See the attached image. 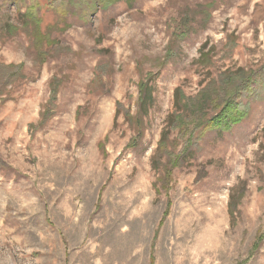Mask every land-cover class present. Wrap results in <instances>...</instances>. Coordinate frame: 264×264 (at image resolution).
<instances>
[{"label":"rangeland","instance_id":"rangeland-1","mask_svg":"<svg viewBox=\"0 0 264 264\" xmlns=\"http://www.w3.org/2000/svg\"><path fill=\"white\" fill-rule=\"evenodd\" d=\"M185 9L194 32L173 40ZM41 14L43 29L57 21ZM89 20L53 32L60 46L41 63L23 31L0 37V62L23 67L0 94V264H264V90L241 123L186 154L170 132L177 86L195 95L222 71L264 64V0H136ZM150 73L155 103L138 133L127 113Z\"/></svg>","mask_w":264,"mask_h":264},{"label":"trees","instance_id":"trees-1","mask_svg":"<svg viewBox=\"0 0 264 264\" xmlns=\"http://www.w3.org/2000/svg\"><path fill=\"white\" fill-rule=\"evenodd\" d=\"M120 2H124L128 10H133L136 4V0H0V37L11 39L23 31L30 37L32 52H36V59L41 63L51 51L60 46L58 39L53 36V32L64 31L74 25L86 27L90 22L91 11L99 7L115 6ZM13 6L16 7L18 13L15 24L8 13V10ZM201 7L205 17H208L211 13L210 5L206 4ZM42 9L52 12L56 22L63 24L62 27H58L55 22L47 29H43ZM183 12L173 30V40L176 38L184 40L186 36L194 32V23L197 22L196 14L189 9H185ZM213 48L214 45L209 46L208 41L200 48L198 61L202 62V65L210 64ZM168 52L170 55L172 52L174 53L171 48H168ZM22 70L21 64L0 62V94L19 76H23ZM154 78V74L150 73L140 81L138 111L133 116L127 113L128 118L134 121L138 133L143 128L144 118L155 103ZM54 82L55 79H53L52 85ZM102 86L104 87V85ZM263 86L264 64L258 69L241 67L237 70L222 71L217 77H212L207 84H204L195 95H188L180 86H177L174 91L175 105L179 111H182L171 114L170 132L178 129L179 133L186 137L187 147L184 154L201 147L208 133L219 134L231 130L247 118L251 111V105L255 102L253 99L261 97ZM55 92L56 88L53 93ZM120 104L118 103L117 112L120 111ZM51 112L49 108L44 111L45 121L52 116ZM169 135L168 132L163 134L158 146L160 151L167 150ZM164 156H167L165 162L167 163L170 156L164 153L161 158ZM178 161H181V157L174 158L173 156L169 163ZM168 172H170L169 169Z\"/></svg>","mask_w":264,"mask_h":264}]
</instances>
